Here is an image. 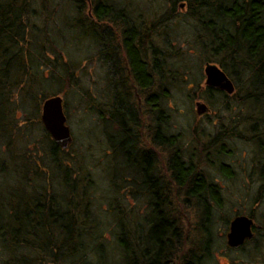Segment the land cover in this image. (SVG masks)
<instances>
[{
    "label": "rangeland",
    "instance_id": "1",
    "mask_svg": "<svg viewBox=\"0 0 264 264\" xmlns=\"http://www.w3.org/2000/svg\"><path fill=\"white\" fill-rule=\"evenodd\" d=\"M114 1H130L145 11L147 17L156 16L155 19H160L165 13L164 20L160 19L155 26L157 29L152 33V42L164 52L160 59L163 60L166 84L167 75L174 78L169 81L168 89L164 90L167 92L160 100L164 113L169 115L166 124H169V129L180 133L183 154L199 162L206 175L217 179L220 185L221 201L209 202L212 216L208 223L201 221L200 208L195 201L183 200V190L178 191V199L170 202L171 212L176 210L174 215L179 217L182 227L174 263L182 264L181 256L188 250H200L204 236L200 226L210 223L207 227L211 230L209 255L202 264H264V188L256 179H248L257 171L251 168L255 152L253 144L237 137H250L247 129L252 122V116L241 104L243 91L235 89L228 98L217 91L207 92L203 71L205 64L212 63L214 57L197 41L204 36L194 19L186 13V7L180 8L178 4L169 12L171 0ZM55 2L60 3L54 7L57 9L55 16L50 17L52 11L49 14L48 10H43L41 17L34 18L31 23L35 34L30 36V42L38 45L39 51L46 50L50 62L44 64L43 60H38L24 75L22 86H18L20 90L14 91L12 100L17 110L14 113L15 126L10 132L16 159L13 167L20 173L26 166L34 174L35 162H39L49 174L37 169L40 177L33 178L34 183L49 179L53 192L59 195L62 194L63 169L68 167L70 179L79 180L78 191L84 185L88 189L82 196L90 202L92 217L104 225L103 241L112 259H116L120 254L116 244V214L123 210L128 216L132 215L128 227L132 226L144 237L145 230L139 231L137 222L142 217L145 204L143 201L116 200L118 195L110 188V124L108 120L99 121L97 117L98 109H101L108 118V73L97 58V45L93 38L76 36L73 28L66 26L65 23L76 16L74 6L69 0ZM244 80L240 74L234 82L238 85ZM54 95L63 99L66 124L73 138L67 150L58 151L55 155L60 165H56V160L50 155L52 143L47 139L40 120L42 102ZM197 102L206 104L207 117L197 116ZM237 114L241 115L239 119L235 117ZM145 124L149 130V121ZM219 163L230 165L231 177L221 175ZM237 214H252L256 226L255 240L242 250L230 249L226 243L227 225ZM53 253L57 258L47 259L46 264L74 263L68 258L60 260L58 251ZM7 257V252L1 250L0 264H4ZM89 258L95 259L92 252Z\"/></svg>",
    "mask_w": 264,
    "mask_h": 264
},
{
    "label": "trees",
    "instance_id": "2",
    "mask_svg": "<svg viewBox=\"0 0 264 264\" xmlns=\"http://www.w3.org/2000/svg\"><path fill=\"white\" fill-rule=\"evenodd\" d=\"M171 1L169 12L185 2L186 13L204 36L197 41L202 49L212 53V63L217 62L233 80L240 74L245 77L243 84L237 82L236 90L243 91L241 104L252 116L251 121L259 124L258 129L252 125L250 130L258 131L260 144L264 146V0ZM55 3V0H0V251L4 249L8 254L4 264H46L47 259L57 258L54 251L61 253L60 260L68 258L73 264H175L177 237L173 229H169L172 217L167 202L162 215L155 210L149 219L144 237L128 228L130 219L126 212L115 213L120 254L112 259L103 241L104 225L92 217L90 202L82 196L88 189L84 185L79 190L83 193L78 191L79 180L70 179L68 167L63 169L61 195L53 192L52 182L44 176L41 183H34L33 178L40 177L37 169H43L39 162H35V170L32 169L34 174L26 166L20 173L13 167L16 159L10 132L15 126L17 110L12 100L14 91L20 90L18 86H22L24 75L38 60H43L44 64L50 62L46 50L39 51L38 45L30 42V36L35 34L31 23L41 17L43 10H48L49 14L52 11L50 17L55 16L54 7L60 4ZM69 3L74 6L76 16L68 20L66 26L73 28L76 36H81L85 29L86 35L92 37L94 26L85 12L84 1L69 0ZM114 4V0H97L94 17L99 21L114 17L115 12H121ZM149 16L150 21L156 18ZM166 79L169 84L174 78L167 75ZM45 135L52 143L50 155L56 165H60L55 155L63 150L47 133ZM43 172L49 174L45 169ZM179 172L182 187L188 185L190 189L196 184L192 173L183 169ZM196 204L202 221H210V203L197 201ZM201 232L204 236L200 250H188L181 256L182 264H202L209 255L211 230L207 234ZM90 252L95 259L89 258ZM55 259L52 262H56Z\"/></svg>",
    "mask_w": 264,
    "mask_h": 264
},
{
    "label": "flooded vegetation",
    "instance_id": "3",
    "mask_svg": "<svg viewBox=\"0 0 264 264\" xmlns=\"http://www.w3.org/2000/svg\"><path fill=\"white\" fill-rule=\"evenodd\" d=\"M83 1V6L87 9L86 14L94 26V34L90 37L97 45V58L105 66L110 80L108 118L101 109H98L97 117L99 121L108 120L110 124L108 154L112 158V165L108 179L112 192L118 195L116 200L143 201L145 206L142 217L135 222L138 221L137 227L145 230V233L155 210L162 215L165 203L167 202L168 207L171 206L170 202L178 199L179 190L184 191V201L219 203L221 191L217 179L209 178L199 162L183 154L180 133L169 129V124H166L169 115L164 113L160 102L166 85L163 60L160 59L164 52L157 49L152 42V33L157 29L155 26L160 23V19L164 20L165 13L160 19L153 18L150 21L146 12L139 9L140 7L136 8L130 1H115L114 7H119L121 12H115L114 17L110 19L99 21L93 13L97 0ZM169 5H172V1ZM84 30L81 36L87 38ZM230 79L236 89V83ZM204 85L207 90H215L205 82ZM215 91L229 97L225 92ZM197 116L205 118L208 114ZM235 117L239 119L241 115L237 114ZM147 120L149 130L145 124ZM252 123L249 125H254L258 129L259 124ZM250 126L247 129L250 137L247 139L240 135L237 137L253 144L255 152L251 168L252 171H257L256 174L249 175L248 179H256V182L261 184L260 187L264 188V146L260 144L258 131L254 128L250 130ZM206 147L207 145L205 149ZM181 169L186 173H192L194 178L196 177L194 180L197 179L196 184L190 189L188 185L182 187L179 184ZM218 171L223 177H231L230 165L226 163H219ZM258 194L261 196V193ZM174 212L170 211L172 220L169 229H173L177 237L174 246H179L182 227L179 217L175 216ZM238 215H246L253 219V236L242 245L232 247L228 244L227 234L230 222ZM236 216L227 225L226 243L230 249L242 250L245 245L255 240L256 226L252 214ZM129 219L131 224L133 216H129ZM207 227L206 224L200 226V231L209 233L210 229ZM129 229L133 227L130 226Z\"/></svg>",
    "mask_w": 264,
    "mask_h": 264
},
{
    "label": "water",
    "instance_id": "4",
    "mask_svg": "<svg viewBox=\"0 0 264 264\" xmlns=\"http://www.w3.org/2000/svg\"><path fill=\"white\" fill-rule=\"evenodd\" d=\"M89 1V0H87ZM180 8L185 7V2L179 3ZM205 84L215 90L231 95L235 86L228 75L215 63L207 62L204 67ZM196 114L208 112V107L202 102L195 104ZM41 123L54 144L62 150L67 149L72 141V135L64 112L63 99L59 95L46 98L41 105ZM253 219L246 215H238L231 222L227 234L228 244L232 247L242 245L253 236Z\"/></svg>",
    "mask_w": 264,
    "mask_h": 264
}]
</instances>
